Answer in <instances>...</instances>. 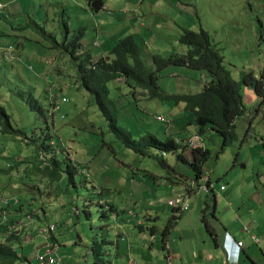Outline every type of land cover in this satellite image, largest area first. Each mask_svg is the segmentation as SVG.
I'll return each mask as SVG.
<instances>
[{"label": "rangeland", "instance_id": "374dc122", "mask_svg": "<svg viewBox=\"0 0 264 264\" xmlns=\"http://www.w3.org/2000/svg\"><path fill=\"white\" fill-rule=\"evenodd\" d=\"M91 1L0 0V105L13 127L26 133L14 137L0 127V205L5 198L16 202L6 211L0 206V217L11 219L7 234L0 230V242L19 232L13 245L28 260L18 264H50L39 259L47 242L40 229L55 225L57 264H95L91 248L104 240L106 264H169L168 255L170 264H220L216 239L229 226L264 264V101L260 104L256 91L243 86L246 112L236 121L235 138L222 150L220 133H199L194 124L177 122L184 118V102L152 98L134 80L109 84L119 124L136 139L154 134L183 145L193 132L200 134L209 150L202 173L214 187L207 192L199 188L202 179L193 184L195 171L178 157L183 153L193 161L191 148L151 147L145 154L119 139L62 47L64 20L69 39L82 35L77 55L91 53L95 61L107 55L111 59L117 42L133 34L148 67L155 69V57L187 53L188 46L180 42L185 29L203 28L233 78L241 81L245 73L259 76L264 65V0H103L98 11ZM34 23L51 32L61 47L43 37ZM211 80L207 69L169 65L160 71L159 85L167 92L196 93ZM34 100L41 114L29 103ZM55 104L61 107L56 113ZM159 114L172 119V125L159 121ZM184 187H193L191 207L181 213L168 200ZM18 201L24 209L15 211ZM169 220L173 226L164 240ZM245 225L258 242L243 231ZM242 259L255 264L244 252Z\"/></svg>", "mask_w": 264, "mask_h": 264}, {"label": "trees", "instance_id": "16d2710c", "mask_svg": "<svg viewBox=\"0 0 264 264\" xmlns=\"http://www.w3.org/2000/svg\"><path fill=\"white\" fill-rule=\"evenodd\" d=\"M64 45L62 47L69 52L72 61L74 62L77 72L82 79L83 85L87 90L96 97L97 103L107 118L111 130L116 136L121 139L130 149L135 152L148 153V149L155 147L163 151L176 150L178 147H186L177 142L174 138L162 140L154 134H148L140 139L134 137L132 131L126 130L120 126L118 120V108L116 101L111 98L112 89L109 87L110 82H117L120 78H125L127 81H136L138 86L148 90L150 97L160 98L164 100H173L176 103L184 102L185 107L183 114L184 118H179L177 122H181L183 127L194 124L199 133H204L208 129H212L223 136L222 150L236 136L235 127L237 119L246 112V103L242 95L243 86L252 87L257 96L260 97V104L264 101V68L257 76L253 72L245 73L241 81L233 78L231 70L225 65L224 57L219 48L213 42L210 33L201 28L198 31L185 29L180 36V42L188 46L187 53H175L168 57L157 56L153 59L155 69L148 67L145 59L142 57L141 48L135 35H129L121 39L111 50L112 58L108 55L99 58L95 61L91 53L81 52L77 55V50L82 49L81 37L76 35L69 39V27L67 21H63ZM34 28L39 33L53 41L56 47H61L56 37L48 32L44 26L34 23ZM5 49V47H4ZM6 52H3V58ZM131 59L134 62H131ZM169 65L188 66L193 69H207L212 76V80L204 86V88L196 93L184 92L174 93L167 92L159 85L160 71ZM29 102L33 108H37L39 113L42 109L39 107L36 100ZM165 116V115H164ZM190 116L193 120H188L185 117ZM167 117V116H165ZM168 118V117H167ZM188 120V121H187ZM0 127L1 132L6 135L18 137L25 136L26 133L21 129H15L11 123V117L6 109L0 105ZM165 153V152H164ZM209 150L195 148L193 149V161H189L183 153L178 157L187 162L195 171V177L199 178L202 172V163L208 158ZM53 166L59 169V162L54 161ZM50 168V167H49ZM48 169V168H47ZM46 169V170H47ZM58 172L54 168L52 175L56 176ZM3 201V200H1ZM10 201L5 198L4 203L0 206H5L4 210L13 206ZM20 206L17 210H22L24 207L21 202H17ZM173 208V207H172ZM173 210L177 211V209ZM0 217V221L5 222V228L0 226V230L7 234L11 227L10 218ZM12 218V217H11ZM175 219L178 216H174ZM16 219V218H15ZM31 221V217L29 218ZM203 221L207 229L214 232L205 216ZM3 226V225H2ZM173 226V221L169 223L164 230V240L168 237L169 231ZM43 228L40 229V234ZM154 231V229H152ZM26 231V227L21 229V234ZM17 232V231H16ZM20 233H13L7 237L5 242H0V264H18L19 261H27L24 254H20L13 243L20 239ZM53 232L50 238L57 243V238L53 237ZM106 243L107 241H96L91 250L95 256V264H106ZM166 247L164 246V250Z\"/></svg>", "mask_w": 264, "mask_h": 264}, {"label": "built area", "instance_id": "2783aa9c", "mask_svg": "<svg viewBox=\"0 0 264 264\" xmlns=\"http://www.w3.org/2000/svg\"><path fill=\"white\" fill-rule=\"evenodd\" d=\"M0 8H2L1 4H0ZM11 48L12 47L10 46L7 50H9ZM63 101L68 102L69 99L65 97L63 99ZM60 109H61L60 105L58 106L55 104L54 110L59 111ZM158 120L165 123V124H168V125L170 123V120L167 117H165L163 114L158 115ZM187 144L192 148L198 147L201 144V139L196 134L192 135L187 139ZM201 178H202L204 183L200 184L199 188L203 189L207 192L210 191L212 188V185L207 183L210 176L204 174L201 176ZM195 182H196V180H193V184ZM224 188H225V186L222 185L221 189H224ZM168 204L170 206H172L174 209H177V211H179V212H185V211L189 210L190 204H191V197H190L189 192L187 190H184V191L177 193L174 197H172L171 199L168 200ZM4 218L6 219V215L4 216ZM0 226H2V225H0ZM55 228H56L55 225H51L49 227L43 228L41 231V235L44 236L46 238V241H47L46 242V253L39 256V259L44 263H46V262H48L50 264H57L58 263V259L55 256L56 254H58V244L53 242L50 238V234L55 231ZM46 229L48 230V233L46 232ZM243 231L248 232L253 241H255V242L258 241L257 234L253 233L250 230L248 225H245L243 227ZM243 244L244 243L242 240L237 241L238 246H243ZM132 264H140V263H138L136 261H132Z\"/></svg>", "mask_w": 264, "mask_h": 264}, {"label": "clouds", "instance_id": "9594fccd", "mask_svg": "<svg viewBox=\"0 0 264 264\" xmlns=\"http://www.w3.org/2000/svg\"><path fill=\"white\" fill-rule=\"evenodd\" d=\"M1 5H2V8H0V10L1 9H4V5L2 4V3H0ZM9 47L8 46H6L5 47V50H7ZM12 49V48H11ZM15 50V49H14ZM6 52V51H5ZM9 57L10 58H12V59H14V58H16V53H11V52H9ZM4 58H6V57H4ZM55 113L57 112V111H54ZM169 120H170V123H169V125H172V119H170V118H168ZM183 127V126H182ZM196 127V126H195ZM197 129V128H196ZM198 135L199 137H200V134L199 133H195V132H193L190 136H192V135ZM189 136V137H190ZM188 137V138H189ZM187 138V139H188ZM187 139H186V142H185V144H183L184 146H186L184 149H186L187 147L188 148H191L192 150L193 149H195V148H201V149H204L203 148V145H202V143H203V141H202V139H201V137H200V139H201V144H200V146H198V147H194V148H192V147H190L188 144H187ZM177 142H181V141H178V140H176ZM185 156V155H184ZM186 157V156H185ZM202 175H204V172L202 173L201 172V175H200V177L199 178H194L193 180H196L197 182L198 181H200L202 178H201V176ZM207 183L208 184H211V181H210V178H209V180L207 181ZM212 185V184H211ZM222 186V185H221ZM193 187H191V189H192ZM214 187L212 186V188H211V190L213 189ZM191 189L190 188H188V187H184L182 190H180V191H178V192H176V194L177 193H179V192H181V191H184V190H187L188 192H189V194H190V197H191ZM221 190H223V189H221ZM175 194V195H176ZM171 199V198H170ZM190 207H191V204H190ZM182 213V212H181ZM3 218H4V216H3ZM31 221H36L34 218H32L31 219ZM54 233V232H53ZM254 233V232H253ZM256 234V233H255ZM11 235V234H10ZM258 236V235H257ZM237 241H239V240H236L230 233H227V234H225V239L223 240V241H221L220 242V244H221V247H222V249H223V251L225 252V254H226V257H227V262L229 263V264H237V262H238V259H239V251H240V249H241V247L242 246H238L237 245ZM243 241V240H242ZM253 241V240H252ZM258 241H259V238H258ZM257 241V242H258ZM253 242H255V241H253ZM244 243V242H243ZM256 243V242H255ZM56 244H58V243H56ZM168 262H169V264H170V261H171V256L170 255H168ZM132 261H134V260H132Z\"/></svg>", "mask_w": 264, "mask_h": 264}, {"label": "crops", "instance_id": "0c3cea01", "mask_svg": "<svg viewBox=\"0 0 264 264\" xmlns=\"http://www.w3.org/2000/svg\"><path fill=\"white\" fill-rule=\"evenodd\" d=\"M263 68H264V65H263ZM245 100H246V98H245ZM184 107H185V105L183 106V109H184ZM220 189H221V187H220ZM226 189H227V187H225L222 191H224ZM227 233H230L237 240L236 230L234 228H232V227H229V226L225 227V233L222 236H220V237L218 236V238L216 239V241H217L216 246L218 247V253L220 254V256H222V259H223V260H221L220 264H229L227 262L226 254L223 251V249L221 247V244H220V242L225 239V234H227ZM153 235H155V234H153ZM239 240H241V239H239ZM243 242H244V244H243V246L241 247V249L239 251V259H238L237 264H246V262H243L244 260L242 259L243 252L249 257V259L251 260V262H253L255 264H260L258 262V260H259V253H258V251H256L253 248V246H248L247 247L245 241H243ZM165 247L168 248V246H165ZM175 255L178 256L177 254H175ZM128 264H132V260H129L128 261ZM249 264H251V263H249Z\"/></svg>", "mask_w": 264, "mask_h": 264}, {"label": "water", "instance_id": "95a60500", "mask_svg": "<svg viewBox=\"0 0 264 264\" xmlns=\"http://www.w3.org/2000/svg\"><path fill=\"white\" fill-rule=\"evenodd\" d=\"M90 6L92 7V9H93L94 11H98V10H100V9L103 8L104 3H103V0H92V1L90 2ZM263 34H264V28H263ZM109 57H110V56H109ZM120 81H121V79H120Z\"/></svg>", "mask_w": 264, "mask_h": 264}, {"label": "flooded vegetation", "instance_id": "af4514ba", "mask_svg": "<svg viewBox=\"0 0 264 264\" xmlns=\"http://www.w3.org/2000/svg\"><path fill=\"white\" fill-rule=\"evenodd\" d=\"M262 38H264V36H262Z\"/></svg>", "mask_w": 264, "mask_h": 264}, {"label": "bare ground", "instance_id": "6f19581e", "mask_svg": "<svg viewBox=\"0 0 264 264\" xmlns=\"http://www.w3.org/2000/svg\"><path fill=\"white\" fill-rule=\"evenodd\" d=\"M180 143V142H179Z\"/></svg>", "mask_w": 264, "mask_h": 264}]
</instances>
